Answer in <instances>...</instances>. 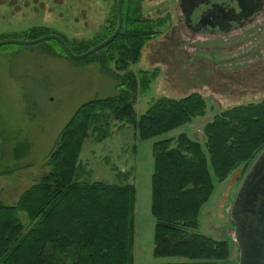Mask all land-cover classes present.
<instances>
[{
	"label": "rangeland",
	"instance_id": "rangeland-1",
	"mask_svg": "<svg viewBox=\"0 0 264 264\" xmlns=\"http://www.w3.org/2000/svg\"><path fill=\"white\" fill-rule=\"evenodd\" d=\"M260 4L242 22L203 29L202 11L209 7L237 10L236 0L143 2L144 18L162 21V26L161 34L148 42L141 60L131 68L136 73L159 70L151 90L138 96V118L162 96L178 99L192 93L206 98L208 112L192 124L150 140H141L128 124L115 123L105 140L90 139L84 144L81 162L90 174L87 180L119 184L118 174L125 172L136 188L134 264L196 263L154 255L153 147L182 133L203 143V128L215 115L264 98V0ZM115 5L116 0H0V38L45 26L70 40L88 41ZM93 55L72 59L52 41L0 48V205H14L49 172L48 161L64 128L83 105L122 93L124 74L104 72L91 59ZM243 177L239 169L219 181L212 171L214 192L200 212L198 233L230 245L228 259L214 264L240 262L230 209ZM20 217L29 222L24 214Z\"/></svg>",
	"mask_w": 264,
	"mask_h": 264
},
{
	"label": "trees",
	"instance_id": "trees-1",
	"mask_svg": "<svg viewBox=\"0 0 264 264\" xmlns=\"http://www.w3.org/2000/svg\"><path fill=\"white\" fill-rule=\"evenodd\" d=\"M143 2L124 0L121 33L91 57L104 72L124 74L122 93L83 105L64 128L48 161L49 172L14 205H0V264H134L136 188L125 172H119V184L87 180L90 174L81 162L84 144L105 140L115 123L128 124L141 140H150L208 112L206 98L192 93L178 99L162 96L138 118V96L151 90L159 70L136 73L131 68L162 26V21L144 18ZM117 26L116 0L100 31L88 41L70 40L45 26L0 41L55 34L74 54H83L113 35ZM203 133V143L182 133L154 144L151 211L156 257L185 258L194 264L228 259L227 241L198 233L199 216L214 192L212 171L219 181L239 169L244 176L264 149V98L215 115Z\"/></svg>",
	"mask_w": 264,
	"mask_h": 264
},
{
	"label": "water",
	"instance_id": "water-1",
	"mask_svg": "<svg viewBox=\"0 0 264 264\" xmlns=\"http://www.w3.org/2000/svg\"><path fill=\"white\" fill-rule=\"evenodd\" d=\"M123 2L124 0L117 1L118 26L116 31L86 53L74 54L65 41L55 34L35 40L5 39L0 41V48L9 44L31 46L55 40L70 58L86 59L109 46L121 33L124 25ZM259 6V0H238L239 12L236 9L209 10L204 13L201 23L206 26L205 20L216 19L220 14L231 23H239L251 17ZM2 158L3 147L0 140V161ZM230 218L234 223V240L240 251L239 264H264V149L253 161L239 185L230 209Z\"/></svg>",
	"mask_w": 264,
	"mask_h": 264
},
{
	"label": "flooded vegetation",
	"instance_id": "flooded-vegetation-1",
	"mask_svg": "<svg viewBox=\"0 0 264 264\" xmlns=\"http://www.w3.org/2000/svg\"><path fill=\"white\" fill-rule=\"evenodd\" d=\"M237 2V7H238V0H236ZM259 3H261V0H259ZM261 5V4H260ZM260 7V6H259ZM219 9H225V10H228V9H231L230 7H209L207 8L206 10L202 11L201 15H200V18H199V24L200 26L203 28V29H217L219 27H223L224 25L223 24H230L231 22L225 20L222 16V14H220L216 19H212V20H209L211 22H209L208 20H205L207 23L206 26H204L201 21H202V17L204 15L205 12L209 11V10H219ZM237 12H239V8L237 9Z\"/></svg>",
	"mask_w": 264,
	"mask_h": 264
},
{
	"label": "crops",
	"instance_id": "crops-1",
	"mask_svg": "<svg viewBox=\"0 0 264 264\" xmlns=\"http://www.w3.org/2000/svg\"><path fill=\"white\" fill-rule=\"evenodd\" d=\"M187 95H189V94H187ZM187 95H186V96H187ZM184 97H185V96H184Z\"/></svg>",
	"mask_w": 264,
	"mask_h": 264
}]
</instances>
